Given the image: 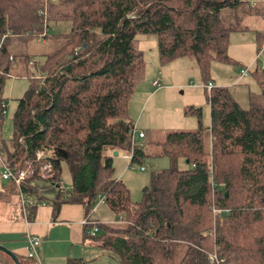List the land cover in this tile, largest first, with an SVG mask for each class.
Here are the masks:
<instances>
[{
  "label": "trees",
  "instance_id": "1",
  "mask_svg": "<svg viewBox=\"0 0 264 264\" xmlns=\"http://www.w3.org/2000/svg\"><path fill=\"white\" fill-rule=\"evenodd\" d=\"M250 1L0 0V120L9 57H21L24 65L29 59L8 46V37L20 42L48 31L52 22L71 23L67 31L51 35L55 46L36 64L41 78L33 77L16 98L10 142L0 139L8 166L34 164L21 192L34 198L33 205L41 199L48 203L52 217L64 202L79 203L89 214L101 196L119 225L98 222L102 233L92 238L115 253L116 264H209L206 251L213 246L221 264H264V67L252 69L261 97L247 108L227 86L204 87L209 62L231 60L229 32L248 28L242 15L264 12V0ZM136 33L156 34L161 64L179 56L195 59L209 123L203 126L199 118L193 130L167 132L156 154L167 157L169 165L152 171L140 199L131 201L125 183L112 175L108 152H130V163L144 154L130 142L133 121L127 112L144 76V62L132 44ZM255 37L257 51L263 36L256 31ZM185 111L198 115L199 107ZM41 147L53 149L52 155L36 159ZM180 158L188 160L187 167H177ZM60 160L71 178L68 191L61 187ZM45 162L49 170L42 168ZM211 205L227 207L214 222ZM211 228L214 235L203 233ZM16 256L21 264H38L25 254ZM0 262L14 264L2 251Z\"/></svg>",
  "mask_w": 264,
  "mask_h": 264
},
{
  "label": "rangeland",
  "instance_id": "2",
  "mask_svg": "<svg viewBox=\"0 0 264 264\" xmlns=\"http://www.w3.org/2000/svg\"><path fill=\"white\" fill-rule=\"evenodd\" d=\"M257 1L251 0L250 3L253 4ZM52 2H56V0ZM37 12L39 14L40 10ZM235 13L242 15L239 10H236ZM242 16L241 24L247 25L248 28L243 31L232 30L228 34L226 53L231 60L229 62L211 60L209 62L208 75L209 79L214 80L217 84L227 86L230 96L237 100L241 107L247 108L252 100H256V97L257 99L261 97L252 69L255 67L262 69L264 67V49L256 54L253 38L256 31L264 27L261 23L264 15L262 13H246ZM39 21H41L40 16ZM70 24L69 21L63 20L50 23V28L46 31V37L36 34L33 38L22 39L20 42L15 35H12V38L8 37L11 42L8 46H15V51H22L28 54L30 63L27 61L26 65H24L21 57H9L11 58L12 67L9 69L2 87V94L5 98L3 101L5 110L0 120V139L3 141L2 144L8 145L12 137V122H10V119L15 109L16 98L22 96L33 77L36 76V79L41 78L42 72L37 68L36 64L43 61L46 54L55 46V41L51 35L67 31ZM132 44L134 49L140 53L144 62V76L138 82L137 87L135 86L134 88L139 89L137 93L138 99H131L135 96L131 95L127 103V112L136 128L141 129L145 133V136L137 138L135 143L136 146L142 148L144 154L138 158L137 162L132 163L129 162L127 157L122 156L123 154L114 155L112 159V175L114 177L117 176V179L125 183L129 189L130 200L138 201L144 191L143 187L149 184L152 171L166 168L169 165L167 157L156 154L158 151L157 142L161 141L167 132L193 130L199 118L200 124L207 126L209 115L206 90L202 86L200 73H198L195 59L192 56H179L161 64L157 60L155 33H136ZM244 68H247L248 73L241 76L240 69ZM153 80L157 81V83L153 84ZM192 105L199 107L198 115L185 111ZM0 156L3 159V153H0ZM59 163L61 187L63 190L68 191L71 178L69 177L66 163L63 160H60ZM140 166H142L141 169ZM187 166L188 163L185 158L178 159V168ZM1 168L2 165H0V170ZM37 183L42 184L43 182L39 181ZM44 195L48 198L51 197L49 193ZM24 196L27 197L26 194ZM41 201L44 200L41 199ZM90 210V219H98L103 221V223L115 226L119 225V223H115L116 219L113 212L109 210L99 195ZM210 213L212 214L211 206ZM216 217L217 214H212V222H214ZM101 231L100 227L96 232L97 236L102 233ZM83 233L84 243H71L70 240L66 243L65 240L63 243L58 244L60 249L65 250L67 258H80L82 261L80 264H116L115 253L103 251L97 246V241L87 235L84 229ZM203 233L208 236L214 235V229H207ZM180 251L181 248L179 247L178 252L180 253ZM206 257L209 264H221L222 258L217 254L214 246L211 250L206 251Z\"/></svg>",
  "mask_w": 264,
  "mask_h": 264
},
{
  "label": "crops",
  "instance_id": "3",
  "mask_svg": "<svg viewBox=\"0 0 264 264\" xmlns=\"http://www.w3.org/2000/svg\"><path fill=\"white\" fill-rule=\"evenodd\" d=\"M262 14L264 15V12ZM261 23L264 25V18ZM263 30L264 27L257 32L262 34ZM253 42L256 49L255 36ZM210 81L213 85H219L212 79ZM138 92L139 89H135L132 94L135 96L131 99L137 100ZM108 154L112 155L111 150ZM10 185L11 183L0 178V242L18 256H23L24 245L27 243L26 234L32 233L39 237V243L35 249L40 264H66L65 250L60 249L58 244L65 240L66 243L69 240L71 243H84V227L81 223L84 216L83 205L76 202L61 203L58 212L52 217L51 206L44 201L40 200L34 205L32 202L25 206L21 205L17 186L13 184L14 188H12ZM31 205L33 209H30ZM100 249L106 251L101 247Z\"/></svg>",
  "mask_w": 264,
  "mask_h": 264
},
{
  "label": "built area",
  "instance_id": "4",
  "mask_svg": "<svg viewBox=\"0 0 264 264\" xmlns=\"http://www.w3.org/2000/svg\"><path fill=\"white\" fill-rule=\"evenodd\" d=\"M50 1H53V0H50ZM40 13H41V10H40ZM39 34H41V36L46 34L45 29H43ZM262 36H263V39L258 46L256 54L260 53L261 50L264 49V30L262 31ZM240 71H241V73H240L241 76L246 75L248 73L247 68L240 69ZM152 83L156 84L157 81L153 80ZM212 85L213 84L211 83V81H207L206 84L204 85V87L209 89L210 87H212ZM1 105L4 106L3 102H1ZM130 132H131L130 133V142L133 144L136 143L137 138L144 136V132H142L141 130L136 128L134 123H133V126H132ZM52 153H53V149L50 150L48 148L41 147L38 149V152L36 153V159H38L40 157L47 156V155H52ZM118 153H119V155L123 154L122 156L127 157L128 160H129V157L131 155L130 152L121 153L119 151ZM0 165H2V168L0 170V178L4 179L5 181H7L9 183H13L15 186H17L18 193L20 194L21 205L25 206L27 203H31V202L33 204L34 198H31L29 196H27V198L24 197V193L21 192L20 186L23 183V181H25V179L29 175H32L34 173V164L27 161V162H25V165L23 168L16 169L14 166H8L6 164V162L4 161V159H2V157L0 156ZM42 168L49 170L50 164L45 162V163H43ZM141 168H142V166H140V169ZM99 197H100V199H102L101 196H99ZM226 211H227V207L220 208V207H217L215 205H211V212L214 215L217 214L216 218H221L223 215H225ZM98 222H100V221H95V220L90 219V214H85L81 220V223L84 227L85 233L87 235H89L90 237L95 236L97 234L96 232L98 230ZM87 227H89V228H87ZM26 235H27V243H26V245H24L25 255H26V257L32 258L36 261V263L40 264L39 259L37 257V251L35 249L39 243V237L37 235L32 234V233H27Z\"/></svg>",
  "mask_w": 264,
  "mask_h": 264
},
{
  "label": "water",
  "instance_id": "5",
  "mask_svg": "<svg viewBox=\"0 0 264 264\" xmlns=\"http://www.w3.org/2000/svg\"><path fill=\"white\" fill-rule=\"evenodd\" d=\"M117 151L116 150H114L113 152H112V155H117ZM61 155L63 154L64 155V153H60ZM185 161L187 162L188 160L187 159H185ZM144 188V190L146 189V187H143ZM0 251H2V252H4V253H6L8 256H9V258L12 260V262H14V264H21L20 262H19V260L17 259V256H16V254H15V252H12L11 250H9L6 246H4L2 243H0Z\"/></svg>",
  "mask_w": 264,
  "mask_h": 264
}]
</instances>
